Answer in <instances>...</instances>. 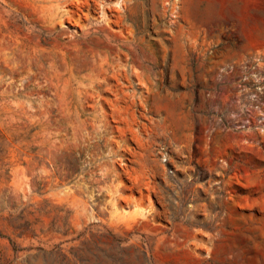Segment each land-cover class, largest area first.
Segmentation results:
<instances>
[{
  "label": "rangeland",
  "instance_id": "1",
  "mask_svg": "<svg viewBox=\"0 0 264 264\" xmlns=\"http://www.w3.org/2000/svg\"><path fill=\"white\" fill-rule=\"evenodd\" d=\"M0 264H264V0H0Z\"/></svg>",
  "mask_w": 264,
  "mask_h": 264
}]
</instances>
